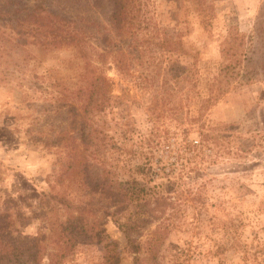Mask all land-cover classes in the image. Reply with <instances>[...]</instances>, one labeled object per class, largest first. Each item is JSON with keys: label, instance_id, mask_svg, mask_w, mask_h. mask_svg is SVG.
Masks as SVG:
<instances>
[{"label": "rangeland", "instance_id": "rangeland-1", "mask_svg": "<svg viewBox=\"0 0 264 264\" xmlns=\"http://www.w3.org/2000/svg\"><path fill=\"white\" fill-rule=\"evenodd\" d=\"M15 2L51 4L79 17L87 11L107 24L105 0L100 13L78 0ZM131 2L138 21L181 37L183 52L93 56L111 80L103 114H85L84 97L73 95L71 108L54 90L45 91L43 82L56 79L77 86L85 62L74 46L45 47L3 28L22 44L13 54L0 28V45L7 48H0V264H110L112 242L116 264H149L144 254L136 261L127 250L128 237L111 212L122 203L113 194L119 181L170 187L164 177L149 181L137 169L151 154L174 169L184 197L165 212L134 200L120 214L134 218L143 204L142 229L129 232L140 241L172 223L160 264H177L176 256L188 264H245L234 249L218 254L217 246L229 233L252 248L264 242V75L203 102L229 62L224 38L234 27L247 35L258 23L264 27V0ZM208 128L216 139L204 150L188 148Z\"/></svg>", "mask_w": 264, "mask_h": 264}, {"label": "trees", "instance_id": "trees-1", "mask_svg": "<svg viewBox=\"0 0 264 264\" xmlns=\"http://www.w3.org/2000/svg\"><path fill=\"white\" fill-rule=\"evenodd\" d=\"M83 2L93 13L101 12L100 0H78L79 5ZM105 2L108 7L107 24H102L100 18L96 15L95 17L91 16L92 14L86 15L87 11L79 17L72 10H64L51 4L40 3L30 6L27 3L7 0L0 5L1 35L9 36L7 40L14 45L10 48L13 54L22 44L16 42L12 35L7 34L3 28L9 29L12 33H15L14 35L21 38L24 36L33 38L32 42L34 44L45 47L71 45L77 49L80 57L85 62L84 71L79 73L77 86L75 88L68 87L61 84L60 80L57 79L48 83L44 81L43 85L46 84V92L52 89L57 93V97L69 101L67 106L71 108L74 106L73 95H77L79 98L84 97L87 100V105L83 109L85 114H103L110 107L107 105V101L110 100L108 87L111 85V80L104 74L102 68L94 66L93 56L96 55L101 61H104V58L110 53L123 54L128 50V53H132V51L138 49H141L137 54L139 57L154 49H159L164 54H181L184 47L181 37L175 36L172 32L156 24H151V22L138 21L131 0H105ZM0 48L2 52L7 49L4 43L0 45ZM222 51L228 55L229 62L214 77L210 84L212 90L209 97L203 100L205 103L214 102L235 86L252 83L258 75H264L263 25L258 23L252 35H247L236 27L232 28L222 42ZM19 66L16 65L15 71L10 72L13 76L20 71ZM192 69L193 67L189 69L190 78L194 76ZM33 77L48 79L47 76L36 74H33ZM191 81L193 82L192 79ZM84 123L86 125V122ZM91 133V129L88 130V135H91ZM210 139L215 140L216 136L215 132L210 133L208 128L205 132H200V139L189 143L188 148L190 146L192 148L200 147L204 150L206 142H209ZM184 149L186 151L187 146H184ZM180 156V158H183L181 154ZM163 160V157L158 158L151 154L148 157V164L137 166V169H143L144 177L149 181L164 177L167 180V186L170 185L166 191H164V185H156L153 188H148L146 185L137 186L139 183L136 179L119 181L114 184L113 188L114 196L118 197L117 199L121 200L122 203H120L121 206H117L111 212V215L116 216L120 229L128 237L127 250L134 254L136 261L140 255L144 254L149 264H160L164 234L171 230L172 223L164 222L158 225L151 232L149 238L140 241L132 238L129 232L142 229L141 217L143 212H141V208L143 204L139 205L138 214L134 218L123 219L120 213L127 210L131 201L134 200H144V205H150L151 201L155 208L161 209L160 212H165L168 207H174L184 197L182 188L175 185L177 181L174 182V176H172L174 175V169L166 168ZM228 228L226 226L223 229L229 233ZM238 238L231 236L229 233L225 242L217 246L216 252L223 254L226 252V247H228V249H234L240 253V258L245 264H264V242L258 241L252 248L249 243H243ZM108 245L111 246L108 260H111L110 264H116L120 261L119 252L116 250L117 243L112 242ZM181 254L177 253V255ZM176 259L177 264H188L184 263L180 257L176 256ZM15 262L21 261L18 258ZM31 262L36 263L35 258H32Z\"/></svg>", "mask_w": 264, "mask_h": 264}]
</instances>
